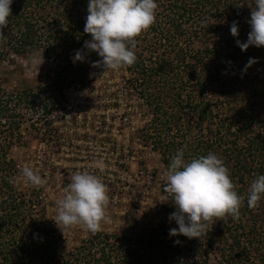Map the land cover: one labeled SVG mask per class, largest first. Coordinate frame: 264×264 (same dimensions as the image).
<instances>
[{
    "label": "trees",
    "instance_id": "1",
    "mask_svg": "<svg viewBox=\"0 0 264 264\" xmlns=\"http://www.w3.org/2000/svg\"><path fill=\"white\" fill-rule=\"evenodd\" d=\"M156 3L154 23L134 38L136 61L125 66L127 93H135L151 117L132 135L162 156L166 171L180 149L190 158L217 155L243 197L238 218H213L199 238L172 237L169 229L177 225L168 216L175 209L165 205L157 225L129 235L90 232L62 250L56 242L63 236L54 237L40 187L16 186L17 162L7 151L20 143L26 120L34 127L42 119L39 108L45 118L68 100L64 90L91 86L99 56L82 48L91 39L83 31L87 0H12L9 23L0 28V68L12 55L38 50L55 64L56 79L13 96L0 76V264H215L206 247L219 264H264V197L247 206L252 180L264 174V46L242 51L236 44L250 31L251 0ZM233 21L236 37L229 31ZM78 49L85 59L74 63Z\"/></svg>",
    "mask_w": 264,
    "mask_h": 264
},
{
    "label": "rangeland",
    "instance_id": "2",
    "mask_svg": "<svg viewBox=\"0 0 264 264\" xmlns=\"http://www.w3.org/2000/svg\"><path fill=\"white\" fill-rule=\"evenodd\" d=\"M55 69V64L38 50L22 56L12 55L0 68L2 87L6 94L13 96L26 90H38L54 82ZM126 75L125 66L116 71H104L102 65L97 64V73L88 89L80 93L72 88L63 91L79 103L75 104L77 113L72 119L57 123L62 120L58 113L53 119L56 124L47 126L39 108L38 115L42 119L36 121L34 127L32 120H26L21 128L20 143L7 151L17 162L18 171L13 175L16 186L20 190L40 187L46 214L57 230L54 237L63 236L56 242L62 250L79 245L90 233L79 225L65 228L62 233L52 220L56 216V202L63 197L75 172L94 174L106 186L109 200L105 214L109 222L102 221L98 231L136 233L143 227L157 225L165 212L163 207L172 204L161 190L166 182L162 156L132 135L151 117L148 118L147 107H143L144 103L136 94L127 93ZM56 125L59 129L55 133L50 128L56 129ZM188 144L193 145V137L187 138ZM190 157L192 153L184 156L186 160ZM25 168H30L43 183L27 182L23 175ZM36 209L40 210L39 205ZM206 249L212 261L219 264L215 251Z\"/></svg>",
    "mask_w": 264,
    "mask_h": 264
},
{
    "label": "clouds",
    "instance_id": "3",
    "mask_svg": "<svg viewBox=\"0 0 264 264\" xmlns=\"http://www.w3.org/2000/svg\"><path fill=\"white\" fill-rule=\"evenodd\" d=\"M12 0H0V28L5 27L10 16ZM250 31L247 39L236 40L237 46L246 50L250 45L264 46V0H251ZM156 0H87L84 33L91 39L82 45L83 49L94 51L101 58L94 66L102 65L105 70H119L136 61L135 37L147 30L155 21ZM230 34L238 36V25L230 24ZM81 50H75L73 62H83ZM254 62L249 59V66ZM183 149L177 150L167 166L165 191L169 194L174 211L168 216L177 227L169 229V236L182 235L188 239L205 234L208 224L216 218L230 215L238 218L243 197L235 191L228 169L217 155L184 158ZM27 182L33 185L43 183L30 168L23 169ZM264 197V174L257 175L251 182L247 194V206H257ZM109 197L102 180L87 171L75 172L56 202V216L52 219L62 231L74 225L95 233L101 222H109L105 208ZM175 243H180L176 240Z\"/></svg>",
    "mask_w": 264,
    "mask_h": 264
},
{
    "label": "built area",
    "instance_id": "4",
    "mask_svg": "<svg viewBox=\"0 0 264 264\" xmlns=\"http://www.w3.org/2000/svg\"><path fill=\"white\" fill-rule=\"evenodd\" d=\"M72 90H76V89H73ZM82 92L81 90H77V93H80ZM68 100L67 101H63L62 102V106L59 108V105L56 104V106H53L52 109V114L48 115L47 117H45L46 119L50 120V121H53V125L56 124V122L53 120L56 118V116H58V113H61V118L62 120L57 122V123H60L62 124L63 122H68L70 119L73 118V116L76 115L77 111L75 109V104L78 105L79 103L75 102L74 100H71V97L68 95L67 96ZM41 112L42 111V108H41ZM124 118H128L127 115L124 117ZM58 126V125H56ZM134 130V128H132ZM128 142H129V139H128ZM108 144V143H107ZM118 146V144H117Z\"/></svg>",
    "mask_w": 264,
    "mask_h": 264
}]
</instances>
